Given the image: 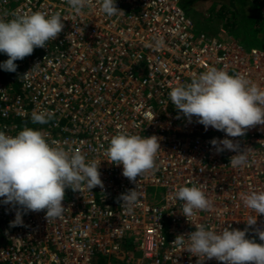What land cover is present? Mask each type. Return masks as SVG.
Wrapping results in <instances>:
<instances>
[{
	"label": "built area",
	"instance_id": "1",
	"mask_svg": "<svg viewBox=\"0 0 264 264\" xmlns=\"http://www.w3.org/2000/svg\"><path fill=\"white\" fill-rule=\"evenodd\" d=\"M181 1L116 0L120 11L107 16L95 0L80 15L67 0H0V18L34 11L64 17L55 39L14 61L15 72L0 70L6 75L0 79V131L14 136L30 121L47 141L100 161L102 180L90 190L84 183L81 191L65 188L57 219L47 221L45 210L28 211L22 225L10 226L15 208L0 205V264H223L172 241L196 223L217 231L246 228L255 213L240 194L264 191V124L228 137L247 156L246 166L233 168L228 161L235 153L216 152L209 143L225 133L205 129L196 117L189 122L168 93L209 67L264 88V47L247 51L237 41L196 33ZM256 1L264 21V0ZM156 36L164 47H146ZM40 110H50L53 118L33 123L31 113ZM122 130L159 141L154 167L134 182L104 155L110 137ZM193 184L212 207L196 210L188 221L174 193ZM132 188L138 204L126 211L120 194ZM257 228L264 229V215L246 232L260 243Z\"/></svg>",
	"mask_w": 264,
	"mask_h": 264
},
{
	"label": "clouds",
	"instance_id": "2",
	"mask_svg": "<svg viewBox=\"0 0 264 264\" xmlns=\"http://www.w3.org/2000/svg\"><path fill=\"white\" fill-rule=\"evenodd\" d=\"M75 15L95 6L92 0H67ZM99 10L107 16L117 14L116 0H95ZM59 12L47 14L34 11L0 18V53L7 59L0 61V70L15 72L14 61L30 55L34 47H44L61 32L63 23ZM146 47H164L161 37H153ZM168 96L171 104L184 117L207 129L223 131L225 137L212 138L209 143L216 152L232 151L228 163L233 168L246 166L247 156L238 142L228 137H239L257 124H264V88L240 74H229L224 69L209 67L190 82L174 86ZM50 110L33 111L31 121L45 124L53 118ZM160 148L157 136H141L122 130L110 137L104 155L108 162L121 166V175L130 182L154 167V156ZM100 162V161H99ZM98 161L87 160L78 149L65 150L55 141H47L38 129L24 127L14 136L0 131V205L15 208L10 226L23 224L22 214L45 210L46 220L60 218L64 211L61 201L65 188L80 190L84 183L90 190L102 185ZM135 188L120 194L121 204L131 211L138 204ZM182 201L180 213L189 218L196 210H207L212 202L195 184L180 186L174 193ZM243 205L252 210L245 229L223 227L219 231L194 224L188 234H178L172 241L181 250L204 259L215 258L223 264H264V229H255L260 243L248 238V227L264 215V191L249 190L240 194ZM203 259V260H204Z\"/></svg>",
	"mask_w": 264,
	"mask_h": 264
},
{
	"label": "rangeland",
	"instance_id": "3",
	"mask_svg": "<svg viewBox=\"0 0 264 264\" xmlns=\"http://www.w3.org/2000/svg\"><path fill=\"white\" fill-rule=\"evenodd\" d=\"M227 1L228 0H182L181 5L193 19L196 33L203 31L207 34H216V31L220 28L218 26L220 20L227 25L223 34H227L226 36H228L230 34L229 27L232 24L239 26L242 22L240 19V21L236 19V22H233V19H235L234 13L236 12H233ZM234 34L235 38L239 39L241 44L245 47L244 49L247 51L252 47H263L255 33H251L239 27L235 29ZM97 264L104 263L98 261Z\"/></svg>",
	"mask_w": 264,
	"mask_h": 264
},
{
	"label": "crops",
	"instance_id": "4",
	"mask_svg": "<svg viewBox=\"0 0 264 264\" xmlns=\"http://www.w3.org/2000/svg\"><path fill=\"white\" fill-rule=\"evenodd\" d=\"M226 1V0H225ZM227 3L230 5L233 12L235 11V19H233V22H236L237 20H241L242 24H239V26L232 24L229 27L230 34L226 36L224 33V30H226L227 25L225 22L219 20V30L216 31V34H209L216 36L222 40H234L237 41L243 48H245L239 39L235 38L234 31L235 29L241 27L247 31H250L251 33H255L257 35L258 40L261 42V44L264 47V21L261 16V9L256 0H228ZM226 4V2H225ZM238 4V6H237ZM242 6V7H241ZM243 16H242V15ZM239 20V21H240ZM253 48V47H252Z\"/></svg>",
	"mask_w": 264,
	"mask_h": 264
},
{
	"label": "trees",
	"instance_id": "5",
	"mask_svg": "<svg viewBox=\"0 0 264 264\" xmlns=\"http://www.w3.org/2000/svg\"><path fill=\"white\" fill-rule=\"evenodd\" d=\"M5 78H6V75L0 73V79H5ZM23 123L29 125L28 126L29 128H33L34 126V124L30 123V121L28 123L27 122H23Z\"/></svg>",
	"mask_w": 264,
	"mask_h": 264
}]
</instances>
